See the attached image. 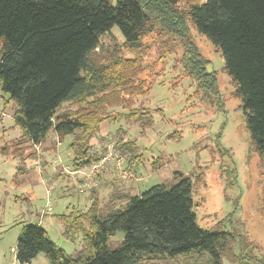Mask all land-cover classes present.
Returning a JSON list of instances; mask_svg holds the SVG:
<instances>
[{
	"label": "trees",
	"instance_id": "16d2710c",
	"mask_svg": "<svg viewBox=\"0 0 264 264\" xmlns=\"http://www.w3.org/2000/svg\"><path fill=\"white\" fill-rule=\"evenodd\" d=\"M183 2L0 0V87L17 104L13 120L23 132L19 140L38 146L51 131L61 138L74 136V145L85 151L83 155L108 119L125 116L136 120L148 115L151 120L146 125H151L149 110L134 107V102L151 88L137 76L147 52L144 40L152 35L168 55L174 53L173 38L183 42L179 81L191 80L196 84L194 96L224 108L217 74L207 70L209 62L190 41L192 25L224 59L233 97L241 102L251 147L259 154L264 172V0ZM115 27L124 38L123 47L134 53L132 59L116 50L104 59L96 55L103 36ZM69 102L77 103L78 110L61 112L62 105ZM116 105L126 112L110 116L108 109ZM123 145L119 148L128 155L127 161L137 163L135 151L131 156L127 149L129 145L135 148V143ZM195 188L190 178H182L176 185H158L140 196H126L122 209L104 214L93 209L87 219L82 218L89 228L81 220L69 227L84 236L85 245L74 256L57 247L39 224H29L16 244L17 261L29 264L44 253L50 264H142L178 259L191 264H264V254L257 253V245L245 234L224 231V222L216 231L198 225ZM261 202L264 220V196ZM116 232L125 236L112 248L109 239Z\"/></svg>",
	"mask_w": 264,
	"mask_h": 264
},
{
	"label": "rangeland",
	"instance_id": "374dc122",
	"mask_svg": "<svg viewBox=\"0 0 264 264\" xmlns=\"http://www.w3.org/2000/svg\"><path fill=\"white\" fill-rule=\"evenodd\" d=\"M190 41L209 62L207 70L217 74L224 108L194 96L196 84L191 80L179 81L183 42L173 38L174 53L168 55L152 35L144 40L147 52L137 76L151 88L134 102V107L149 110L152 124L146 125L151 120L148 115H139L136 120L125 116L108 119L83 155L85 151L74 145V136L61 138L51 131L38 146L19 140L23 132L13 120L17 104L0 87V264H20L16 244L29 224H39L57 247L74 256L84 247V236L69 227L81 220L89 228L84 219L93 209L100 214L122 209L126 196H140L158 185H176L182 178L196 183L195 213L203 230L216 231L224 222L221 229L245 234L257 245V253L264 254L260 156L251 147L241 102L233 97L234 86L221 53L192 25ZM123 44L124 38L115 27L103 36L96 55L104 59L116 50L125 59H132L134 53ZM178 81L180 84L174 86ZM78 108L77 103L69 102L60 111ZM123 108L116 105L108 113L121 116L126 112ZM128 141L135 143V148H127L131 156L135 151V164L129 163L128 155L120 149ZM97 157L101 158L98 162ZM92 158L96 159L89 164ZM228 171L233 174L229 176ZM124 236L123 232L113 234L110 247H118ZM29 264L50 263L41 253ZM142 264L191 262L178 259Z\"/></svg>",
	"mask_w": 264,
	"mask_h": 264
}]
</instances>
